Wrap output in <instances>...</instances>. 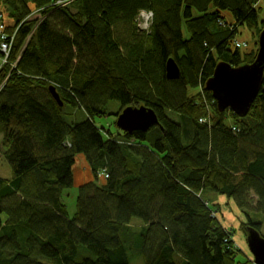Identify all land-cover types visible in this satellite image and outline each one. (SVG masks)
I'll return each instance as SVG.
<instances>
[{
  "label": "trees",
  "instance_id": "trees-1",
  "mask_svg": "<svg viewBox=\"0 0 264 264\" xmlns=\"http://www.w3.org/2000/svg\"><path fill=\"white\" fill-rule=\"evenodd\" d=\"M23 2L24 12L0 0L2 17L3 6L17 12L0 19L13 35L0 65L11 169L0 177V264H236L207 196L231 200L245 232L264 238V79L243 117L219 113L204 86L219 63L253 62L256 45L236 36L246 27L256 42L264 0ZM141 11L153 14L147 31ZM111 102L151 109L159 123L112 133L101 123L119 113ZM77 155L93 180L76 186L69 214Z\"/></svg>",
  "mask_w": 264,
  "mask_h": 264
},
{
  "label": "water",
  "instance_id": "water-1",
  "mask_svg": "<svg viewBox=\"0 0 264 264\" xmlns=\"http://www.w3.org/2000/svg\"><path fill=\"white\" fill-rule=\"evenodd\" d=\"M257 46L255 59L251 64L232 67L228 63H219L212 77L205 83L204 88L211 93L219 113L230 110L243 117L249 112L264 79V28L258 35ZM165 71L169 80L179 77L178 66L172 58L167 60ZM49 93L53 100L62 106L54 87L49 88ZM115 118L116 128L124 133L146 132L159 123L153 110L144 106L127 107ZM246 243L254 264H264V238L250 228L247 229Z\"/></svg>",
  "mask_w": 264,
  "mask_h": 264
},
{
  "label": "rangeland",
  "instance_id": "rangeland-1",
  "mask_svg": "<svg viewBox=\"0 0 264 264\" xmlns=\"http://www.w3.org/2000/svg\"><path fill=\"white\" fill-rule=\"evenodd\" d=\"M14 5H17L18 6L17 9L18 10L20 9L23 12L28 9V6L23 2V0H14V3L12 6ZM10 6L11 5L2 7L4 8V11L2 13V15L3 14L4 15L2 19H4L5 23H7V21L11 23L9 21L12 19L11 15L13 13L15 14L17 13L16 10L12 9ZM11 9L13 10V13ZM34 17L35 16H33V18ZM225 18L227 21H230V16L227 13L225 14ZM10 32H11L10 30L7 31L4 29V31L0 33V37H1V34H5L8 37L13 36V35H10L11 34ZM236 37L239 41H241L240 45H242L243 48L247 47L246 42H248L250 45H256V42H257V40L255 42L251 30H248L246 27L239 28V35H237ZM2 53L3 54H0V65L2 63H5L6 59L8 58V54L6 58V49H5V52H2ZM4 84L5 82L0 84L1 85L0 90L4 87ZM171 87L172 86H170V88ZM174 88L175 87H172V89ZM262 90L264 91V87H262ZM177 91L180 92L179 90ZM191 91L192 90H190L189 93H191ZM109 106H110V110L114 114L120 111L119 109L120 104L118 102H111ZM115 121H116L115 117L109 116L105 118L104 121H102L101 123L109 127V131H111L112 133H116L117 128L114 125ZM0 132H1V124H0ZM0 140H1V137H0ZM2 159L3 157L1 155L0 156V176L4 178L11 177V169L9 165L6 163V161ZM85 164L86 162L84 161V158L82 156L77 155L75 159V164L73 166V176H74L75 187L72 190H70L68 192V195L63 199V202L66 204L69 214H73L75 210V198L77 194L76 186L78 185L80 186L81 184L89 180H93L92 174L90 173L88 166L86 167ZM207 199L209 200L211 206L208 203L206 204L208 205V207L212 208L211 209L212 211H214V218L217 219L219 228L222 229L223 232H227L228 234H233L232 239H233L234 244L231 248H233L234 254H236V264H254L253 256L251 252L249 251L248 245L246 243L247 232H245V227H246L245 217L242 216V214L237 209L235 204L231 200L226 199L225 197H219L215 194H209V196H207ZM212 205H214L215 207L217 206V208L212 207ZM133 222H138V221L134 220ZM260 231H261V235L264 236V226H262ZM133 264H143V263L141 260H135Z\"/></svg>",
  "mask_w": 264,
  "mask_h": 264
},
{
  "label": "built area",
  "instance_id": "built-area-1",
  "mask_svg": "<svg viewBox=\"0 0 264 264\" xmlns=\"http://www.w3.org/2000/svg\"><path fill=\"white\" fill-rule=\"evenodd\" d=\"M152 18H153L152 12H149V11L139 12V14L136 17L137 28L141 31H147L150 24H151ZM0 19L3 20L1 14H0ZM2 31H4V29H3V26L0 25V33H2ZM7 38H8L7 35L1 34V37H0V54H3L2 52H5V49H6V58H7L8 52H9V44L7 43ZM237 46H238V44H237Z\"/></svg>",
  "mask_w": 264,
  "mask_h": 264
},
{
  "label": "crops",
  "instance_id": "crops-1",
  "mask_svg": "<svg viewBox=\"0 0 264 264\" xmlns=\"http://www.w3.org/2000/svg\"><path fill=\"white\" fill-rule=\"evenodd\" d=\"M1 137V136H0ZM0 156H1V152H0ZM3 160V159H2ZM85 166L87 167V164H85ZM1 177V176H0ZM6 178H8V177H6Z\"/></svg>",
  "mask_w": 264,
  "mask_h": 264
},
{
  "label": "bare ground",
  "instance_id": "bare-ground-1",
  "mask_svg": "<svg viewBox=\"0 0 264 264\" xmlns=\"http://www.w3.org/2000/svg\"><path fill=\"white\" fill-rule=\"evenodd\" d=\"M256 47L258 48V46H257V42H256Z\"/></svg>",
  "mask_w": 264,
  "mask_h": 264
}]
</instances>
